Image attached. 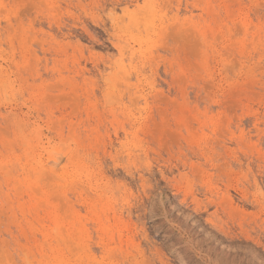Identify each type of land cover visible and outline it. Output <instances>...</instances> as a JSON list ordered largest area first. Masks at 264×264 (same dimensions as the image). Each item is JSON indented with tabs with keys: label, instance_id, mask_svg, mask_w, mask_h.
I'll return each instance as SVG.
<instances>
[{
	"label": "rangeland",
	"instance_id": "rangeland-1",
	"mask_svg": "<svg viewBox=\"0 0 264 264\" xmlns=\"http://www.w3.org/2000/svg\"><path fill=\"white\" fill-rule=\"evenodd\" d=\"M222 263L264 264V0H0V264Z\"/></svg>",
	"mask_w": 264,
	"mask_h": 264
},
{
	"label": "bare ground",
	"instance_id": "bare-ground-1",
	"mask_svg": "<svg viewBox=\"0 0 264 264\" xmlns=\"http://www.w3.org/2000/svg\"><path fill=\"white\" fill-rule=\"evenodd\" d=\"M196 246V245H195ZM194 247V246H193ZM208 258V257H207ZM216 259V258H215ZM218 260H220L219 258H217ZM227 260V259H226ZM223 261V260H222ZM225 261V260H224ZM210 263V262H209ZM222 264H224V263H222Z\"/></svg>",
	"mask_w": 264,
	"mask_h": 264
}]
</instances>
